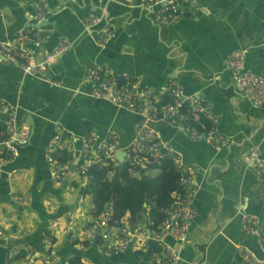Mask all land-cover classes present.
Segmentation results:
<instances>
[{
  "label": "crops",
  "instance_id": "0c3cea01",
  "mask_svg": "<svg viewBox=\"0 0 264 264\" xmlns=\"http://www.w3.org/2000/svg\"><path fill=\"white\" fill-rule=\"evenodd\" d=\"M32 1L0 0V41L35 26L40 37L28 47L36 59L61 40L68 47L40 77L0 56V101L14 108L17 123L30 131L29 142L17 148L0 174V248L7 264H48L45 245L55 232L61 264L73 257L84 264H154L148 252L138 256L127 249L106 256L94 242L83 244L70 232H58L65 226L87 231L94 222L90 197L83 195L87 178L77 170L82 137L93 132L102 140L112 133L126 147L143 120L142 114L91 94L85 72L93 64L127 71L152 92L178 82L185 94L210 104L218 130L229 139L215 148L191 138L180 125L149 122L196 170L193 202L198 214L184 243L169 240L180 250V259L172 264H246L242 247L262 258L258 237L243 231L241 217L254 214L264 225V179L242 159L255 144L264 157V102L255 105L241 96L225 59L230 51L242 50L246 68L264 77V0H196L198 9L186 7L174 23L158 22L153 8L141 0H49L61 6L39 21ZM88 14L99 19L96 25L86 24ZM105 26L111 35L101 41ZM55 132L74 137L71 173L58 183L46 161ZM161 166L149 173L165 172L167 166ZM133 175L140 178L137 171ZM66 189L69 194L62 198ZM142 216L141 224L149 229L147 214ZM21 250L27 252L25 259L17 258Z\"/></svg>",
  "mask_w": 264,
  "mask_h": 264
},
{
  "label": "built area",
  "instance_id": "2783aa9c",
  "mask_svg": "<svg viewBox=\"0 0 264 264\" xmlns=\"http://www.w3.org/2000/svg\"><path fill=\"white\" fill-rule=\"evenodd\" d=\"M149 8H153L154 17L161 23H174L184 12L186 7L198 9L196 0H141ZM35 17L39 21H46L59 8L61 3L52 6L49 0H33ZM86 24L96 25L99 19L88 14ZM111 35V29L105 26L100 35L104 41ZM40 37L35 26L19 29L12 37L0 41V56L20 66L23 71L34 77L44 75L50 65L67 49L68 42L61 40L55 49L40 59H36L28 44L34 43ZM226 68L230 72L235 87L241 96L258 105L264 102V77L248 70L245 66V53L242 50L230 51L225 59ZM85 82L89 85L91 94L97 98L107 99L111 104L123 106L142 114L135 136L126 147L112 133H108L102 140H98L93 132L81 139L78 149L80 163L77 166L78 174L86 177L88 169L96 163L106 166H116L120 163L116 158L118 150H124V161L130 165L153 163L161 159H170L180 170V190L171 192V199L161 206L165 214L164 220L157 229L146 228L144 224L133 225L128 217L112 219V211L103 209L94 216V222L89 230L79 231L77 228L65 226L57 231L60 234L71 233V237L80 243L94 242L106 256L115 252L130 249L132 253L141 256L148 252L154 264H172L180 259V250L173 240L181 245L185 242L190 227L197 217L194 206L196 185L194 183L195 168L182 162V157L173 147L165 144L157 131L149 124L152 121H167L180 125L191 138L203 139L212 147L218 148L229 141L217 128L218 115L212 110L210 104L199 95L185 94L178 82L171 81L163 91H149L141 87L139 80L127 71L115 73L107 64H93L85 72ZM56 84H59L56 82ZM205 117L210 126L199 130L190 123L191 116ZM191 115V116H190ZM0 174L2 165L12 159L17 148L26 145L30 139L27 126H21L16 121L14 108H9L0 101ZM66 152L69 156L62 160L55 153ZM74 153V137L55 132L47 149L46 161L50 166L51 178L58 183L71 173ZM243 161L249 163L258 177L264 179V157L260 147L253 145L242 156ZM112 171V170H111ZM242 229L248 234H255L262 247L263 257L246 247L240 253L246 264H264V225H261L254 214L245 213L241 217ZM148 224H152L149 223ZM78 232H82L81 235ZM57 232L48 237L45 245L46 263L61 264L56 256L55 239ZM153 245L149 248V241ZM196 264H205L199 261Z\"/></svg>",
  "mask_w": 264,
  "mask_h": 264
},
{
  "label": "trees",
  "instance_id": "16d2710c",
  "mask_svg": "<svg viewBox=\"0 0 264 264\" xmlns=\"http://www.w3.org/2000/svg\"><path fill=\"white\" fill-rule=\"evenodd\" d=\"M190 123L199 130L210 126L209 121L201 114L197 117L191 116ZM55 156L65 160L68 154L63 151L55 153ZM161 165L167 166L165 172L149 173L156 167L162 169ZM149 168L141 164L133 166L126 162L118 163L114 167L100 162L92 165L86 172L87 181L83 195L90 197L94 216L100 210L109 209L112 211V219H120L128 215L132 224L136 225L141 224L145 219L142 216L144 212L147 214L148 222L152 223L150 228L156 230L165 218L160 207L170 201L172 190H180V170L170 159L154 161L150 163ZM111 170L112 174L109 173ZM136 171L139 172L140 178L133 175ZM26 254V251L21 250L17 258L25 259ZM0 264H7L6 251L2 248H0ZM65 264L84 263L80 257H73Z\"/></svg>",
  "mask_w": 264,
  "mask_h": 264
},
{
  "label": "water",
  "instance_id": "95a60500",
  "mask_svg": "<svg viewBox=\"0 0 264 264\" xmlns=\"http://www.w3.org/2000/svg\"><path fill=\"white\" fill-rule=\"evenodd\" d=\"M125 151L124 150H118L116 152V158L117 160L122 163L124 161Z\"/></svg>",
  "mask_w": 264,
  "mask_h": 264
},
{
  "label": "rangeland",
  "instance_id": "374dc122",
  "mask_svg": "<svg viewBox=\"0 0 264 264\" xmlns=\"http://www.w3.org/2000/svg\"><path fill=\"white\" fill-rule=\"evenodd\" d=\"M69 191H68V189H66V190H64L63 191V194H62V198H67V196H68V193ZM71 193V192H70ZM94 214H95V212L93 213V216H94ZM97 215V214H96ZM95 215V216H96ZM92 218V217H91ZM40 262H39V260H36L33 264H39Z\"/></svg>",
  "mask_w": 264,
  "mask_h": 264
}]
</instances>
